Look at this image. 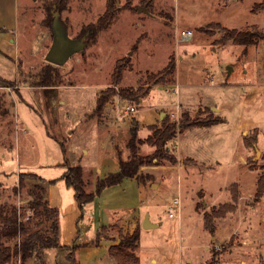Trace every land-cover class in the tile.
<instances>
[{"label":"rangeland","instance_id":"rangeland-1","mask_svg":"<svg viewBox=\"0 0 264 264\" xmlns=\"http://www.w3.org/2000/svg\"><path fill=\"white\" fill-rule=\"evenodd\" d=\"M46 1L49 0H0L1 22L15 24L13 31L17 37L12 46L0 45V55L5 58L0 56V72L11 76V79L0 76V205L13 202L28 218L32 198L28 189L34 181L15 193L19 172L48 178L61 175L64 168L50 163L63 158L61 142L56 138L62 140L67 130L75 129L67 154L72 164L77 162L78 155L72 151L82 144L90 149L84 156L90 162L102 150L109 149L111 141L108 137L100 139L97 129L82 130L92 124L117 125L124 119L128 122L124 125L128 133L137 121L138 136L143 137L149 133L146 124L156 117L158 125L164 120L179 124L185 111L193 118L220 117L218 124L178 132L179 137L171 140L169 146L178 156V162L184 155L213 163L206 177L197 182L208 190H218L215 196L218 203L207 193L208 199L204 203L199 201L198 209L210 212L222 204L219 201L228 200L229 194L232 200L228 202L233 201V194L244 196L240 208L238 198L233 210L215 219L216 230L226 226L229 235L223 237L225 233H222L216 242L217 231L211 241L199 233V227L194 234L188 233V220V225L185 221L180 228L177 216H169L170 208L175 215L179 213L171 202L169 208L162 209L163 225L154 234L144 233L138 248L140 264H205L213 249L220 252L221 264H264V194L256 195L258 178L264 173V41L249 46L232 39L219 42L224 35L221 26L264 30V8L254 9L263 0H117L121 10L112 27L102 31L95 44L85 45L60 64L48 59L54 32L53 26L42 23ZM105 7L106 0H69L61 25L71 39L84 41L78 37L82 26L97 20ZM177 26L193 29V40L178 44ZM124 56L131 60V68L124 72L120 85L113 86L117 91L121 87H137L147 75L164 69L171 56L176 61L175 79L167 84H152L138 102L118 101V94L111 96L104 115H90L101 92L112 86L116 61ZM50 65L59 72L61 84L83 85L77 91L79 95L71 97L67 105L60 96L67 100L69 90L34 89L38 81L44 80L41 70ZM128 105H135V111L119 119L117 106L120 113H125ZM19 123L22 131L17 139ZM247 140L254 142L249 145ZM142 145L140 154L153 152L151 145ZM186 158L181 160L187 163ZM168 164L172 165L168 161L164 165ZM143 175L156 180L151 173ZM51 188L50 204L55 206L59 201L64 206L58 208L63 214L60 241L74 246L80 240H71L67 226L71 215L69 202H76L73 188L67 191L64 179ZM110 227L102 229L100 236ZM124 234H119L120 239ZM17 242L19 238L7 241L11 245ZM151 256H156L158 262L151 261ZM10 264L21 262L15 257ZM26 264L72 263L63 250L40 249ZM110 264L118 262L111 259Z\"/></svg>","mask_w":264,"mask_h":264},{"label":"trees","instance_id":"trees-1","mask_svg":"<svg viewBox=\"0 0 264 264\" xmlns=\"http://www.w3.org/2000/svg\"><path fill=\"white\" fill-rule=\"evenodd\" d=\"M117 0H106L104 12L88 24H84L78 34L85 45H93L97 42L100 33L110 29L118 19L121 7L116 3ZM69 0H49L44 4L45 17L42 20L44 25L52 27L58 15L59 21L63 24L62 13L68 8ZM264 8L263 2L257 3L254 9ZM224 35L219 40L225 43L232 39L235 43L249 46L264 41V30L259 27L248 29L229 28L221 26ZM131 68V60L124 56L116 61L112 73V86L103 90L98 96L96 107L92 113L94 116H102L108 103L112 101L111 96L119 94L127 101L138 102L141 97L147 95L149 87L152 84H167L175 79L176 61L171 56L168 64L159 72L150 73L141 81L137 87H121L115 90L123 80L124 72ZM44 80L38 81V86L43 85H60L61 78H58L59 72L53 66H48L41 70ZM40 73V74H41ZM50 76V78L48 77ZM114 86V87H113ZM221 122L220 117L211 118H193L190 113L185 111L179 124L164 120L161 125L150 124L148 128L150 133L145 138L138 136V122H134L131 127V135L127 142L129 156L122 157L120 154V168L116 172L107 173L104 177L97 180L96 191L87 190V182L84 179V170L81 164L66 163L67 170L63 174L69 186L75 189V196L81 207L91 202L96 195H100L107 187L120 184L125 178L137 177L141 181L153 179L152 176H145L140 173L142 166L147 165H164L166 161L175 165L178 163V156L169 146L178 132L197 126H211ZM248 142L249 145L254 141ZM147 143L154 147L152 153L140 154V144ZM189 160V161H188ZM185 161L190 163V159ZM29 181H34L28 189L31 199L29 200V209L31 214L26 219L19 206L13 202L3 203L0 205V264H10L13 258L20 259L21 264H26L28 259L38 250H46L52 247H61L60 227H59V210L51 206L47 196V186L55 180H47L37 173L21 172L18 177V183L14 186V192L19 193L22 188L27 186ZM264 194V173L260 175L257 183L256 195L259 197ZM239 196L233 194L232 202L220 204L218 208H213L210 212H204L205 226L210 233H215V219L226 214L227 211L233 210L235 202ZM36 219H39L35 222ZM106 226H101V230ZM101 230L95 240L86 242L82 245L75 244L69 254L68 259L72 264H80L74 254V251L80 246H91L98 244L101 240ZM19 238V242L14 245L8 244V240ZM141 225L140 223L132 232L124 234L120 242L113 244L108 248L109 256L115 259L118 264H140L138 248L140 246ZM211 257L205 264H221L220 252L213 249Z\"/></svg>","mask_w":264,"mask_h":264},{"label":"crops","instance_id":"crops-1","mask_svg":"<svg viewBox=\"0 0 264 264\" xmlns=\"http://www.w3.org/2000/svg\"><path fill=\"white\" fill-rule=\"evenodd\" d=\"M15 23V22H14ZM13 26L15 24L4 25L1 22L0 15V45L7 44L12 46L17 41V37L14 33ZM14 35V36H13ZM1 49V48H0ZM2 59L5 60L4 56L0 55ZM0 76L11 79V76L8 74L0 72ZM81 84L74 85H45V86H36L34 89H38L37 87H43L44 89H58V90H69V98L66 100L65 97L60 96L61 102L65 105L69 104L71 97H76L79 95L77 92L82 88ZM77 89V90H76ZM76 90V91H75ZM52 93V92H51ZM54 92V96H55ZM52 97V95H51ZM93 112V111H92ZM90 115H92L90 113ZM104 115V114H103ZM20 121V118H18ZM87 121V119H85ZM93 121V119H91ZM89 122V121H88ZM128 123L126 120H121L117 125H111L109 123L102 124H92L87 128H83L84 131L95 130L99 132V138L108 137L111 141L109 149L102 150L100 154H98L97 159L95 161H88L84 159L85 154L88 155L90 152L89 147L85 144H82L81 147L76 148L77 162L72 163V165L81 164L84 170V179L87 182V190L88 191H96L97 180L101 177H104L107 173L116 172L120 168V154L122 153L124 157L129 156V151L127 149V142L130 138L131 125L129 124V132L126 133V129H124V125ZM157 117L154 121L147 123L146 126L150 124H156ZM15 136L18 137L21 134L22 127L20 123L16 125ZM75 129L67 130V135L62 136L61 138H56L61 142V150L63 152V158L56 159L52 161L50 164L60 165L64 168V171L61 175L57 177H41L47 180H55L47 189L48 200L50 203V199H52L51 191L61 180H63V174L67 170L66 163L68 162V153L70 152L69 144L72 142L74 138ZM46 134L49 132L47 130L44 131ZM17 133V135H16ZM150 133V130H149ZM148 133V134H149ZM181 132L180 134H182ZM109 134V135H107ZM147 134V135H148ZM177 138L179 137V135ZM146 136H139L140 138H145ZM48 135H45V137ZM14 143V142H13ZM14 146L16 147V141ZM142 144L140 145L141 151H143ZM149 147V146H147ZM95 148V146H94ZM153 148V146H152ZM151 149V148H148ZM154 149V148H153ZM152 150V149H151ZM6 155V153H5ZM189 158L191 160L190 163H184L181 159ZM66 158V159H65ZM179 162L176 165H147L142 166L140 169V173H151L155 175V182L152 180L149 181H141L137 177H129L125 178L120 184L113 185L107 187L103 190L100 195H96V197L89 203L85 204L81 207L75 196V189L72 186H69L64 179V183L67 187V191H70V187L73 188L72 194L76 199V202H69V206L71 208L70 222L67 226H70L71 232V240L75 241L79 239L80 241L77 244H84L86 242L95 240L97 238V234L99 230H101V226L110 227L108 231L105 232L104 236L101 237V240L98 244H93L91 246H80L75 250V256L78 258L79 263L81 264H110L111 257L108 253V248L117 244L120 241L119 234L132 232L140 223L141 225V238H140V246L141 248V239L144 233H155V229L163 225L164 219L161 217L162 209L167 207L175 198H179L181 201L180 208H178L179 213L176 214L177 219L179 220L180 228L184 227L185 221L187 224V220L189 222L188 230L191 234H194V231L199 227V233L208 238L210 241L213 239L214 234L210 233L205 226V218L204 211L198 209L199 201L203 203L208 199L209 194L210 198L214 201V203H218V199H215L217 195V191L208 190L206 187L202 186L200 182H197L198 179H203L206 177V173L210 168H212L213 163H205L204 161H199L196 157L193 156H184L181 155L179 158ZM203 165V166H201ZM207 165V166H206ZM192 168H196L192 171ZM200 168V170H199ZM191 170V171H190ZM19 172V169H18ZM21 173V172H19ZM201 186V187H200ZM255 188V185H254ZM219 190H224L223 188H219ZM228 191V189H227ZM200 192H203L204 195H201ZM68 193V192H67ZM66 194V192H64ZM244 196H239L238 205L239 208L241 206V199ZM59 200V199H57ZM187 200V201H185ZM232 200L231 194L228 195V200L219 201L222 203L228 202ZM55 207L63 208V203L61 204L57 201ZM51 205V204H50ZM54 206V205H51ZM59 206V207H58ZM167 208V210H168ZM59 210V227L62 231V222L63 214H60ZM171 210V208H170ZM169 210V212H170ZM146 213H149V219L151 223H155V227L144 228L142 226L144 216ZM174 217V216H173ZM183 218V220H181ZM183 221V222H182ZM190 228V229H189ZM228 227L217 229L216 238L217 241H220L221 234L223 237L229 235ZM183 233V232H182ZM246 243H250L252 241L245 240ZM61 247H52L49 248L50 251L53 249H60L64 251L65 256L69 254L72 249L73 244L63 243L60 241ZM186 245V244H184ZM247 245V244H246ZM208 243L206 245V249H208ZM57 254V252H53V255ZM80 258V259H79ZM151 261L156 260L158 262V258L156 256H151Z\"/></svg>","mask_w":264,"mask_h":264},{"label":"water","instance_id":"water-1","mask_svg":"<svg viewBox=\"0 0 264 264\" xmlns=\"http://www.w3.org/2000/svg\"><path fill=\"white\" fill-rule=\"evenodd\" d=\"M140 10H142V8H140ZM53 32L54 41L48 54V59L52 62L59 64L63 63L69 58L72 53L83 49L85 46L84 41L77 42L67 35L66 31L63 29L59 21L58 15L53 24ZM163 115L164 112H162V116ZM142 226L144 228H151L156 226L155 223L150 222L149 213L145 214Z\"/></svg>","mask_w":264,"mask_h":264},{"label":"built area","instance_id":"built-area-1","mask_svg":"<svg viewBox=\"0 0 264 264\" xmlns=\"http://www.w3.org/2000/svg\"><path fill=\"white\" fill-rule=\"evenodd\" d=\"M194 38V30L191 29V28H179L177 26V29H176V42L178 44L180 43H185L187 41H192ZM120 99H123L119 94H118V101H120ZM124 100V99H123ZM135 105H128L126 108H125V113H120V106H117V117L119 119H123L124 117H126L129 113L135 111ZM173 204L175 207H178L180 208V205H181V201L179 198H175L173 200ZM169 216L170 217H173L175 216V214L170 211L169 212Z\"/></svg>","mask_w":264,"mask_h":264}]
</instances>
